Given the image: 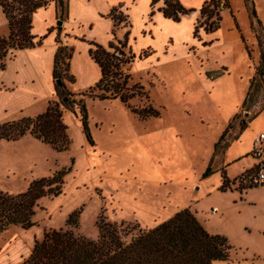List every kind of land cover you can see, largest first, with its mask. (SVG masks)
<instances>
[{"label": "rangeland", "instance_id": "374dc122", "mask_svg": "<svg viewBox=\"0 0 264 264\" xmlns=\"http://www.w3.org/2000/svg\"><path fill=\"white\" fill-rule=\"evenodd\" d=\"M44 1L47 5L55 2ZM216 4L214 11L212 6L208 8L214 12L209 19L208 10L203 15L197 12L193 28L196 45L190 46L189 24H185L182 45L169 61L147 68L132 63L124 72L131 76L129 87L141 86L148 96L147 100L132 99L131 106H151L159 117L141 120L118 100L102 102L70 92L73 96L68 100L82 98L87 108L93 145L82 132L78 106L73 107V114L61 106L59 97L51 102L59 103L63 112L70 141L67 151L58 153L29 134L14 142L0 141V192L23 193L31 182L70 168L61 195L38 201L31 229L10 227L0 235V261L15 248L12 255L18 254L17 258L7 262H23L34 242L49 231L65 228L73 212L79 213L73 231L94 240L100 216L109 223L147 231L188 210L207 232L227 237L233 246L230 259L244 248L264 253V187L252 188L242 199L233 192L245 191L235 182L257 168L252 142L264 134V76L251 83L264 50V0H217ZM7 12L8 17L2 11L6 30H0V38H7L21 19L17 5H8ZM115 15L121 22H114L113 34L122 40L128 31L127 19L123 12ZM60 17L65 18V5L60 8ZM213 22L222 31L215 46L202 37L204 26ZM23 31L25 37L31 36L30 25H24ZM217 73L223 77H215ZM68 84L65 82L66 88ZM242 123L246 126L243 132ZM225 151L224 160L249 151L243 157L248 159L228 170L230 176L242 163L253 161L231 181L226 193L219 191L226 174L224 164H220ZM208 164L213 175L201 180Z\"/></svg>", "mask_w": 264, "mask_h": 264}, {"label": "trees", "instance_id": "16d2710c", "mask_svg": "<svg viewBox=\"0 0 264 264\" xmlns=\"http://www.w3.org/2000/svg\"><path fill=\"white\" fill-rule=\"evenodd\" d=\"M156 2L157 0H153L152 5ZM216 3L217 0L205 3L200 9V14L203 15L208 10V19L211 18L217 7ZM8 5L20 7L21 19L14 28H11L7 38H0L1 68L4 67V60L9 49L21 50L38 44L32 35L25 37L23 27L30 25L31 28L33 14L45 7L47 3L44 0H0V7L7 17ZM55 5L60 12L64 0H55ZM210 6L214 8L213 11L208 9ZM160 11L165 18L175 23L180 22L182 17L195 12V10L183 8L177 0H165L164 7ZM117 13L121 14L115 7L111 10L109 17L119 24L121 19L116 17ZM252 16L255 18L254 11H252ZM217 20L220 21V18ZM257 24H259L258 21ZM218 29V23L214 24V22L204 26L206 33H213ZM128 35L129 30L125 33L123 40H117L114 36V41L109 43L107 48L91 44L89 55L99 66L101 78L97 84L80 92L79 95L82 98L102 102L118 100L141 120L157 118L159 112L151 106L142 109H135L131 106L132 99L138 97L147 100L148 96L141 86L129 87L131 76L124 73L128 72L135 59L130 50L127 53L124 51L128 48ZM18 39H20L19 42L16 41ZM257 41L261 46L260 38H257ZM56 42L58 48L54 55L52 74L56 95L62 99L61 106L71 113L75 114L73 107L78 106L82 132L88 144L93 145L88 127L87 108L83 99L68 100L69 96L73 95L65 86V82L74 83V77L69 73L73 48L63 46L59 39ZM148 55L149 52H143L139 58H146ZM205 76L209 78V73H205ZM220 76L221 74L217 73L215 77ZM263 76L264 50L261 51L256 75L251 79V83ZM57 81H61V85H57ZM64 99L67 100L64 101ZM246 101L244 99L242 107ZM245 129L246 126L243 123L240 124L241 132ZM225 132L226 130L220 135L219 142L223 139ZM26 134L50 146L58 153L67 151L70 145L67 126L63 122V112L59 103L50 102L46 111L35 118H21L0 124V141L14 142ZM69 171L70 168L60 170L51 177L35 180L25 192L20 194L10 195L0 192V235L10 227H19L24 231L31 229L35 225L33 217L38 201L42 198H55L61 195L64 177ZM212 175L211 166L208 164L201 175V180H206ZM229 185L231 182L226 174H223L219 191L225 192ZM252 188L255 187H241L242 190ZM78 214V212H73L69 215L65 228L49 231L41 240H36L30 256L19 264H217L229 261L233 249L224 236L207 232L188 210L177 212L165 222L147 231L137 226L128 228L124 224L109 223L103 216H100L97 222L98 236L94 240L77 235L73 231L77 226Z\"/></svg>", "mask_w": 264, "mask_h": 264}, {"label": "crops", "instance_id": "0c3cea01", "mask_svg": "<svg viewBox=\"0 0 264 264\" xmlns=\"http://www.w3.org/2000/svg\"><path fill=\"white\" fill-rule=\"evenodd\" d=\"M152 1L64 0V19H61L55 2L38 9L33 14L31 22V35L38 44L32 48L10 51L4 60V67H0V124L37 117L46 111L51 101L57 100L52 75L54 55L58 48L57 39L63 46L73 48L69 73L74 77V83L68 84V91L73 94L80 93L99 82L101 71L90 57L89 49L92 43L108 47L109 43L114 41L115 27L109 14L115 7L125 14L130 26L127 47L138 57L134 59V66L147 68L174 57V52L182 45L181 36L185 24H189V36L192 40L190 46L197 44V40L193 38L194 22L197 12L210 0H177L183 8L195 10L191 15L182 17L178 23L165 18L160 11L165 0H157L154 5ZM58 21L62 23L60 29L56 25ZM0 30H6V19L1 10ZM202 37L203 40L213 41L215 46L217 44L215 42L222 39V31L219 29L213 33L203 32ZM143 51H149V55L141 59L139 57ZM185 52L188 53V47H185ZM249 151L229 160H224L227 151L221 155L220 164H224L230 182L252 166L253 161L249 159L248 164H241L242 167L235 175L228 174L233 164L237 165L243 159H248L243 157ZM220 181L218 186L221 184ZM250 190L252 189L245 190L243 194L233 192L238 193L237 197L242 199ZM14 249L10 251V256L9 253L5 254L6 259L1 260L0 264H9L7 260L12 258L14 261L17 258L18 254L12 255ZM239 252V255L231 256L229 262L217 264H264V253L250 252L248 248L239 249Z\"/></svg>", "mask_w": 264, "mask_h": 264}, {"label": "built area", "instance_id": "2783aa9c", "mask_svg": "<svg viewBox=\"0 0 264 264\" xmlns=\"http://www.w3.org/2000/svg\"><path fill=\"white\" fill-rule=\"evenodd\" d=\"M251 152L259 163L254 172L248 171L236 179L235 183L240 187L264 186V134L258 135L253 140Z\"/></svg>", "mask_w": 264, "mask_h": 264}, {"label": "water", "instance_id": "95a60500", "mask_svg": "<svg viewBox=\"0 0 264 264\" xmlns=\"http://www.w3.org/2000/svg\"><path fill=\"white\" fill-rule=\"evenodd\" d=\"M56 25H57L58 29H60V28H61V25H62L61 21H58V22L56 23ZM56 84H57V85H61V81H57ZM64 101H65V99H64Z\"/></svg>", "mask_w": 264, "mask_h": 264}]
</instances>
